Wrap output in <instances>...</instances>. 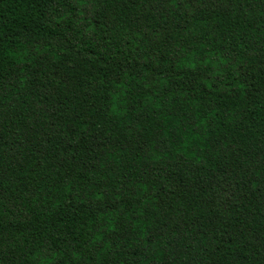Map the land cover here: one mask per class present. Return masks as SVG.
<instances>
[{
	"label": "trees",
	"instance_id": "1",
	"mask_svg": "<svg viewBox=\"0 0 264 264\" xmlns=\"http://www.w3.org/2000/svg\"><path fill=\"white\" fill-rule=\"evenodd\" d=\"M0 264H264V0H0Z\"/></svg>",
	"mask_w": 264,
	"mask_h": 264
}]
</instances>
